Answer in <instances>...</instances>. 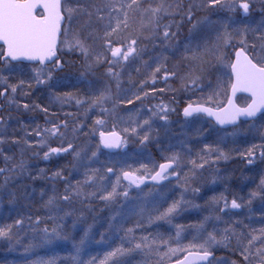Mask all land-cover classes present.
Listing matches in <instances>:
<instances>
[{
  "label": "bare ground",
  "instance_id": "6f19581e",
  "mask_svg": "<svg viewBox=\"0 0 264 264\" xmlns=\"http://www.w3.org/2000/svg\"><path fill=\"white\" fill-rule=\"evenodd\" d=\"M98 2L99 0H81V3L84 5ZM111 2L117 7L121 4L125 5L124 11L119 13L120 20L124 19L125 12L128 17L127 28H124L123 24H121V31L116 34L118 38L116 46L120 47L123 45L126 47L128 40L130 38H135L139 40L138 47L144 49L141 57L130 59L126 64L121 61V64H119L123 70L125 69L128 73H131L130 79L120 77L119 88L117 90V81L109 76L107 71L109 65L104 62L97 63V55L92 56L94 67L86 78L83 68L82 70L81 67L78 66L72 68V65L70 63L66 65L63 59L61 62L62 70L56 69L58 74H54L55 78L54 75L51 76V78L47 76L45 79L48 82L35 85L37 89L49 90L51 93L55 94L56 97L59 96L64 98V102L68 104L76 103L77 99L82 102L79 105L81 110L79 111L78 118L73 114L70 106L66 108V111L61 107L49 109L47 111V115H52L56 118H59L62 114L60 117V132L62 135L52 136L48 134L43 144L38 143V137H36V139L18 138V132L15 131L11 132V138L6 139L4 135L7 130L4 129V125L0 123V140H2V142H0V169L5 170L0 172V227L13 225L12 236L17 234L22 228L27 227L32 244L37 245L33 247L34 251L37 254H43L44 259L55 258L56 262L60 263H65L64 258L72 250V243H78V239L83 238V236H81L82 232L89 231L88 228L83 231L77 230L78 227L76 228V226L77 222H79V216L75 214L76 211L85 216L89 214L90 223L93 225L101 222L107 224L104 214L101 211L102 207L105 209L104 211L109 214L115 213L110 201L106 202L100 199L102 193L95 196L88 195L89 193L97 192L98 187L101 185L107 191H112L114 183L109 178L108 172L105 171L106 163L101 161L93 167H89L87 163H85L83 167L75 166L73 163L74 153H80L82 154L81 157H83L87 152H89V156H92L93 153L98 155L99 152L102 154L99 155L101 157L99 159H106L108 156L114 157L117 153L123 151L124 141L126 143L132 141L131 138H128V135L139 134L136 141L131 143L130 148L128 147L129 151L127 150L129 153H132V162L134 164L143 162L146 158L151 159L153 156L161 157L165 155L168 161L175 165L176 169L179 166L176 162H173L171 158L176 155L179 156V165L181 164L182 166L167 176L168 178H173L175 176L174 179L168 181V184L172 186L174 183H179L181 180L180 174H182V185H185V191L190 189L196 190L197 186L188 188L189 182H184V179L188 180L186 177L196 176L195 172L201 169L200 167H195L193 162H195L196 165L204 164L203 168H205L208 163L219 162L217 158L219 156L222 163L221 165L227 168H224V171L220 173L222 182L213 192L217 191L219 188L220 192L218 193H222L229 185L237 188L238 185L244 183L246 184H244L245 187L249 189L252 188L256 191L259 189V182L262 183L259 177L251 176L244 171V163H232L233 160H240L238 159L240 149L249 147V149H252L250 146L252 142H250L249 138L246 139L245 143L241 142V144H237L233 138H229L225 144H222L223 141L214 138L213 144L209 147L215 149V151H213L211 155H208L206 149L204 150L202 136L198 137V133L201 132V130L204 132L207 128H210V126H212L213 133H215V131H220L216 130V128L218 129L216 119L208 116L206 113H195L189 117L184 115V109L190 104L194 107L200 105L217 110L219 105L215 103L214 97L219 96L216 92L220 91L224 86L231 87L230 65L225 69L224 75L219 76L215 73L218 72L221 67V59L219 58L224 55L225 61L234 60L235 50L240 46L239 41L241 33H246L245 38L248 40L249 44L254 41L255 33L252 29L264 23V13L261 12V1L248 0L252 5V11L250 12V22L244 26L235 16V13L239 10V3L241 0H233L236 4V8L232 11L220 7L213 9L204 7L203 5L206 3V0H137V4L142 6L139 8L127 7V5L132 3V0H111ZM160 3L173 6L170 10V14H162L160 19L161 33L165 25H170L171 32L175 33V36L167 42H161L159 37L155 39L145 38L152 34V26L148 25V18L144 15V9L149 6L155 7ZM190 7L191 20L188 19V10ZM89 24L96 26L98 30L94 27H90ZM112 24L115 26L116 21L113 20ZM142 24L148 25V27L142 28ZM74 26H76L75 32H78L81 37L85 36L82 33L83 29L85 27L90 28L92 34L89 40L94 41V43L98 42V46L104 43L103 39L97 38L103 36V31L101 30L102 26L99 25L94 18L89 22L86 14L79 16L78 22L75 23ZM225 33L229 34L231 37L227 44H225L222 39ZM201 39L206 40L208 43L207 47H210V52L213 53V58L210 59V72L202 76L196 74L199 77L198 87H185L182 77L188 73V69L190 70L192 63L188 64V61L191 59V56L202 51L203 46L199 43ZM212 42H214V45L211 46L210 44ZM221 42H223V53L220 48ZM218 44L220 45L219 48L217 47ZM101 49L103 50V47ZM102 54H105V52L103 51L99 55L102 56ZM111 59H113L112 56ZM145 61H147L151 67L146 68L144 66ZM158 65L161 71L156 75L155 83H153L151 73ZM138 68L140 71H137ZM165 72L170 74L167 82H165L164 79ZM171 73H175V76H172ZM69 77L75 80H70L69 82ZM60 78L62 81H59ZM142 81H147V84L142 86ZM160 82L164 84L159 86L158 84ZM103 84L105 87H103ZM94 88H96L97 93L92 92ZM106 89L110 90L111 98L106 100L101 106L90 107L89 105L92 100ZM167 89H171L172 91L167 94H162ZM210 91L214 94H210ZM145 92L148 93L146 97L144 96ZM160 94L162 95L159 97ZM137 95L141 96L140 100L135 98ZM69 96L72 98L69 99ZM129 99L133 101L132 104L127 103ZM158 105L166 108V119H160V116L164 115V111L159 110L156 107ZM247 105L248 104L241 106L237 103L236 106L245 108ZM39 106L43 109L41 105ZM225 106L226 105H222L219 107L222 108ZM13 108L14 106L9 104L8 100L4 101V103L0 102V121L7 122L8 119L12 118L14 115ZM105 110L111 111L115 119L117 116H122L126 119L122 128L117 130L118 135L121 136V141L119 143L120 149L117 150V152L99 149L96 141L94 142L89 137L82 136L80 131L83 125L87 127L88 125H94L97 121H104ZM154 113L157 114L154 115ZM146 120L148 121L147 125L144 124ZM190 122H195L196 124L202 123V126L200 129L194 130L193 132L189 130V128H192V126H188ZM65 123L67 124V128L63 127ZM248 123H250L249 119L245 120L239 118L236 124L228 123L226 130L234 133L238 131V129L247 127ZM38 126L43 127V130L52 127V125L43 124L40 120L38 121ZM139 127L143 129V132L135 133ZM18 128L22 137L24 135H29V133H33V131L27 133L28 128L26 127ZM133 129H135V131H133ZM146 136L147 139H145ZM241 136H239L240 139ZM64 137L69 138L65 143L66 147L60 145V141ZM24 141H27V143ZM69 142H72V149H69L67 152L50 153L49 156L52 158L51 161L46 162L43 160V162H38L37 159L40 155L49 152L50 148H67ZM178 143H181L180 147H177ZM262 145H264V139H262L260 143V146ZM246 152L247 151L244 150L243 155ZM221 153L224 155L221 156ZM225 156L227 157L226 159L224 158ZM6 157L8 159H5ZM239 157L241 158V156ZM245 159L251 160L252 162L255 161L252 156L245 157ZM205 160H207V163H205ZM21 161L24 162V166L22 167L20 165ZM261 162L264 164V158H262L260 162L254 164V167L260 175H264L263 166L262 171L260 170ZM32 163H34V165L37 163L38 167H40V165H47L50 168L53 167L51 170L52 172H45L44 175L43 173L39 175L37 172H31L27 175L25 166ZM219 166L218 164V169ZM22 168H24V170H22ZM115 168L121 169V172L138 174L136 168H132L131 170L128 167L122 169L118 166ZM147 169L151 171L150 175L155 174L151 168L148 167ZM57 172L60 173L59 177L54 175ZM226 174H228V178L225 177ZM88 176H92L93 181H88ZM85 181L93 184L87 187ZM224 182H229V184L226 185ZM125 183L126 182H121L120 186ZM223 184L226 186L224 187ZM77 186L80 187L84 195L77 196L75 194L73 189ZM66 187L69 188L67 194L70 196V199L67 201L60 198L66 194ZM117 189L119 190V188ZM171 194L176 195L171 196ZM53 196H56L57 199L54 205L49 206L47 201ZM210 196L211 193L205 191V194L200 197L208 198ZM221 197L223 196L221 195ZM164 199L167 202H172V200L174 202L181 201L176 188L172 189ZM100 205L102 207H100ZM243 209L244 206L242 205H240L239 208L231 207L229 210L230 213L227 214L225 212L223 215L227 221L238 219L236 217L237 213L239 215ZM145 212L150 213L151 211L146 210ZM187 212V209L185 210L177 207L174 214H186ZM148 215L149 214H144L142 218L139 219V223H142L141 221L146 219ZM62 216L63 220L61 219ZM37 217H39V222H37ZM16 220H22V225L16 226L14 224ZM173 221L175 229H181L183 227V220L175 218ZM58 222L65 226V230L62 232L61 237L67 236L68 239L53 238L52 243H54L53 248L55 253H51V248L48 246V243L43 242V239L36 229L43 223L54 227ZM107 227L108 226H106V229ZM111 228L112 226L109 225V233L113 232ZM162 228L165 229L169 227L163 225ZM205 232L206 230L201 231V233ZM193 235L196 236V233H193ZM11 240L13 239L11 238ZM11 240L0 238V263H2L1 261L6 257L14 258L12 255V248L8 249L4 244V241H6V245H8L9 242L11 243ZM22 246L23 249L26 248L25 244ZM91 258L90 256L86 257L83 261H91ZM19 260L25 263L27 261L23 258Z\"/></svg>",
  "mask_w": 264,
  "mask_h": 264
},
{
  "label": "snow or ice",
  "instance_id": "6c2138e0",
  "mask_svg": "<svg viewBox=\"0 0 264 264\" xmlns=\"http://www.w3.org/2000/svg\"><path fill=\"white\" fill-rule=\"evenodd\" d=\"M209 9L213 8H226L230 11L235 10L236 4L233 0H206V3L203 5ZM127 7H142L137 4V0H132V3L127 5ZM172 5H165L160 3L155 7L149 6L144 9V14L148 18V25L152 26V34L146 39H155L159 37L161 42H167L175 36V33L171 32L170 25L163 26L162 33L160 32V19L162 14H170ZM239 8L247 14L252 10V5L248 0H241L239 3ZM125 5L121 4L117 7L111 2V0H99L98 3H91L89 5H84L81 3V0H0V65L3 66L5 70L11 71L14 65L11 62L13 61H39L40 64L45 65L46 61H52L54 67L58 70H62L61 61L56 58V52L58 46L62 43L69 50H79L82 52L85 57L89 53V49L86 46L84 40L81 39L78 32H71L72 21L78 16L87 15L88 21L91 22L93 18L95 21L102 26L103 36L97 37L101 38L104 41L105 48L111 52L113 59L109 60L106 56L97 55L96 62L100 63L103 61L109 65L107 71L108 74L117 81V88H119V78L121 73L114 70V66L121 64L123 61L125 64L130 61V59H137L141 57L144 52V49L139 48V40L135 38H130L128 40L127 46L114 47L113 36L121 31V24L124 28H127L128 17L127 13L124 14V19L120 20L119 13L123 12ZM261 12L264 13V0H261ZM188 19L191 20V7L188 10ZM116 21V25L113 26L112 21ZM148 25L142 24V28H147ZM255 33V39L251 44L245 38L246 33H241L239 47L235 50V59L225 61L223 57L219 58L223 62V66L227 69L230 65V86L231 92L234 95L238 91H243L248 93L251 96V103L245 108L237 107L232 103L231 96L228 98V104L225 107H219L217 110H213L210 107H203L200 105L192 106L191 104L184 109V115L186 117L192 116L194 113H206L210 117H215L217 123L223 125L232 123L234 124L238 118L247 117V118H256L257 114L260 113V118H264V23H261L258 27L252 29ZM63 35L64 39L61 41L60 36ZM229 34L225 33L223 42L225 44L230 40ZM219 44L217 47L219 48ZM195 58V57H194ZM144 66L146 68L151 67V65L145 61ZM91 67V65H89ZM137 71H140L138 68ZM161 71L160 66L152 70L151 77L153 83H155L156 75ZM43 74V69L37 71L36 83L43 84L45 81L40 79V76ZM170 74L165 72V82H167L168 76ZM172 76H175V73H171ZM49 78H51V72H49ZM185 87L195 88L198 87L199 77L194 72L187 73L182 77ZM24 81H20V85H23ZM147 81H142L141 85L145 86ZM0 85H6L4 90L0 91V97L8 96V88H11V93L15 94L18 91V85L8 84L7 79L3 76H0ZM32 85H29L31 87ZM155 90V89H153ZM162 91V90H161ZM148 93H144L146 97ZM69 99L72 97L69 96ZM111 98V93L109 89H106L104 92L97 97H95L91 106H101L106 100ZM137 100L141 99V96L137 95L135 97ZM56 99L61 103L64 102V98L57 96ZM9 104L16 103L13 97H9ZM76 103L80 105L82 102L77 99ZM127 103L132 104L133 101L129 99ZM25 109L29 108L28 104H24ZM35 107H39L36 105ZM159 110L164 111V115L160 116V119H166V108L164 106H156ZM47 113L48 109H41ZM106 111V110H105ZM157 113H154L156 115ZM100 123V121H97ZM144 124H148V121H144ZM60 125L53 124L50 129H44L43 132L37 127L34 129V135L39 138L38 143L43 144L47 139V135L51 134L52 136L62 135L60 132ZM64 128H67V124H63ZM75 131V129H74ZM135 131V129H133ZM32 133H29L31 135ZM102 137V143L106 148L118 147L117 143L110 142L106 139L105 133H100ZM113 136L115 133L112 134ZM147 139V136L145 137ZM2 142V140H0ZM18 142V141H17ZM27 143V141H24ZM73 145L71 142L68 143L67 148H50L49 152L44 153V157L47 159L50 153H59L67 152L69 149H72ZM264 149V145L261 146ZM206 153L211 155L215 149L205 146ZM255 146H253V149ZM253 149H249L248 155H253ZM79 156V153H76ZM95 155V153H93ZM224 154L221 153V156ZM262 158H264V150L261 152ZM227 158L226 156L224 157ZM5 159H8L7 157ZM173 162L179 163V156H173ZM251 163V161H249ZM207 163V160H205ZM195 167L203 168L204 164L196 165L193 162ZM23 165L21 164V167ZM173 167L172 163L161 164L160 170L155 172L152 176V180L159 181L167 178V170ZM5 171L0 169V172ZM109 172H112L113 169L109 168ZM59 177L60 173L57 172L54 174ZM123 176L126 180H129L130 184L135 183L139 186V183L143 182V177H136L131 172H124ZM88 181H93L92 176L87 177ZM264 183V181H262ZM77 196L84 195L80 187L77 186L73 189ZM66 194L60 197L61 199L67 201L70 199L69 188L65 189ZM99 193H104L100 195V199L106 202L111 201L115 195H117L116 186L114 185L112 191H107L102 185L98 187L97 192L89 193L90 196H95ZM127 191L124 192V196L127 197ZM56 196L50 197L47 201L49 206L54 205ZM177 203H173L167 210L162 214L161 217H168L177 210ZM227 206V204H225ZM232 208H239L240 204L233 199ZM208 219L207 217L205 218ZM219 219V217H217ZM37 222H39V217H37ZM22 220H16L14 224L16 226L22 225ZM203 229V224L198 226ZM13 225H5L0 227V238L8 239L9 241L12 238ZM131 231V229H129ZM224 235L217 239V235L209 232L207 238L204 239L203 243L192 244L186 248H169L167 253L163 255L166 257L169 254L175 255L177 252H185L183 259L177 258L176 264H222L221 260L210 259L213 256L211 247L214 244H225L228 245V242L232 237H235L237 247L236 250L239 251L240 255L243 258L242 264H264V229H261V236L258 238L255 235H251L250 238L244 236L243 233H235L233 229L225 228ZM44 236L42 237L44 243H51L52 237L56 239L67 240L68 237H61L60 233L54 228L52 234H48L47 228L43 229ZM231 233V236L229 235ZM88 235L85 232V237ZM179 236V232L177 233ZM146 239V238H145ZM261 242L260 247H256V242ZM247 240V243L244 241ZM85 239L81 238L78 243H72V250L64 258L65 264H95V260L84 262L80 259V253L83 250V245ZM167 243V242H164ZM37 245L30 244L25 248V252L30 251L33 247ZM147 246V245H145ZM141 244H136L135 248L140 249ZM255 248V252H253ZM131 249L116 248L111 252H108L105 256L103 264H125L123 257L130 252ZM160 253L157 252V255ZM30 264H57L55 258L48 259H36L30 262ZM235 264V262H233Z\"/></svg>",
  "mask_w": 264,
  "mask_h": 264
},
{
  "label": "rangeland",
  "instance_id": "374dc122",
  "mask_svg": "<svg viewBox=\"0 0 264 264\" xmlns=\"http://www.w3.org/2000/svg\"><path fill=\"white\" fill-rule=\"evenodd\" d=\"M256 1V0H255ZM257 1H261V0H257ZM252 11V10H251ZM250 11V12H251ZM245 13L243 11V9L239 8V10L235 13V16L237 19H239L241 22H246V24H248L250 22V15L251 13ZM145 15V14H144ZM79 17V16H78ZM78 17L75 18L72 21L71 24V32H75L76 31V26H74L75 23L78 22ZM145 17L147 18V16L145 15ZM90 27H94L95 29H97L96 26L89 24ZM90 28L85 27L82 31L83 35H85L84 37H81L82 40H84L86 46L89 49V55L87 57H85V55L80 52L79 50H69L66 46H64L62 43L60 44V50L63 53V56L66 58V60L68 61V64L70 63L72 65V68L75 67H81L85 70V78L88 76V73H90V71L93 69V57L94 55H98L100 53H102L103 51L105 52V54H102V56H106L108 59H111V52L108 51L105 48L104 43L101 44L100 46L97 45V43L92 40H89V37L91 36V32H90ZM195 36V35H194ZM62 40L64 39V36L62 35ZM114 47H118L117 45V36L115 35L113 38ZM61 40V41H62ZM203 48L202 51L194 54V56H191V59L188 61V64H191L190 70L188 69V73L189 72H194L195 74L198 75H204L205 73H209L210 72V67H211V63H210V59L213 58V53L210 52V47H207L208 43L206 42L205 39H201V41L199 42ZM211 46L214 45V42H212L210 44ZM221 45V52L223 53V42L220 43ZM103 47V50H98L99 47ZM96 48V49H94ZM91 50H93V52L91 53ZM100 52V53H99ZM195 57V58H194ZM223 58H225V56L223 55ZM221 62V67L219 68L218 72H215L217 75L222 76L225 74V68L223 66V62L220 60ZM101 63H103V61H101ZM89 65H91V67H89ZM115 71H118L120 73L123 72V69L120 67L118 68H114ZM44 73L41 75V77H43ZM54 74H52L53 76ZM83 76H84V71H83ZM61 77V76H60ZM55 78V75H54ZM58 78V77H57ZM56 78V80H57ZM70 80L74 81L75 79H71V77H69L68 81L70 82ZM84 80V78H83ZM59 81H62V79L60 78ZM57 81V82H59ZM224 86V85H222ZM103 87H105V85L103 84ZM118 90V88H117ZM228 90L229 87L228 86H224L220 89V91L216 92V94L219 97H214L215 98V103L219 106H222L225 104L226 101V96L228 94ZM93 93H97L96 88H94L92 90ZM91 92V93H92ZM213 93L212 91H210V94ZM165 94H167V92L165 91ZM214 94V93H213ZM41 97V96H39ZM56 97L55 100L53 102L52 105L56 106V108H62L64 104H62L61 102H57L56 101ZM248 98L245 97H240L238 98V104L243 106L247 103ZM85 102V101H84ZM68 105V104H67ZM60 106V107H59ZM104 121H100V123H94V125H88L87 127L83 126V133L85 137H89L91 140H94V142H97V133L99 132V129H103L105 126H112L115 129H121L123 124L125 123L126 119H124L122 116H117L116 119L114 118V116H112L111 111L106 110L104 111ZM52 121V120H51ZM51 121H49L48 123H50ZM262 122H264V120H262L261 122H259L257 124V126H247L244 129H238V131L236 132H220V131H215V133H213L212 131V126H210V128H207L204 132L201 130V132L198 133V137L202 136V142H203V146H204V150L206 149L205 146H210L211 144H213L214 138L215 139H219L221 141H223L222 144H225L227 142V140H229V138H233V140H235L237 142V144H241L242 139H248L250 140V142H252V144L250 145L252 148L253 146H255V148L253 149V154L252 158L255 159V161H251V160H247L245 159V157H248V152L247 154L245 153L244 156L243 152L244 150L248 151V149L250 148H246V149H240L239 150V156H241V158L238 156V159H241V161L239 160V164L244 163V171L247 170H251V168L254 167V164H256L257 162H260L262 159L261 156V152H262V147L260 146V143L262 142V139H264V136H259L258 133L264 131V124H262ZM257 123V122H256ZM261 123V124H260ZM188 126H192V128L189 130H192L194 132V130L200 129L202 126V123L196 124L195 122H190L188 123ZM216 130H218L216 128ZM81 131V130H80ZM185 131V130H184ZM143 129L141 127H139L135 133H142ZM181 134V133H179ZM178 134V135H179ZM248 134V135H245ZM131 136L128 135V138H131L132 141L126 143L125 141L123 142L124 145V149L122 152L117 153L116 156L114 157H106V159H99L101 158L99 155H102L101 153L98 152V155H92L89 156L87 152L86 154H84L83 157H81L82 154L79 153V156L76 155V153H74V157H73V163L75 166H79V167H83L85 165V163H87V165H89V167H93L96 166V164H98L101 161H104L105 164V171L108 172L109 178L112 180V182L114 183L116 187V191H117V195L114 196V198L110 201L111 206L114 209L115 213H107L106 211H104L105 209L100 205V207H102V213L105 216V220L107 222V224L105 222H101L98 223L96 225H93L90 223L89 217L88 215L85 216L84 214H80V213H76L79 216V222H77V230L78 231H83L85 229L88 228L93 230L91 231H85V232H89L88 235L85 237V232H82L81 236H83L85 240V243L83 245V254L80 256V259L83 261L84 259H86L87 254L89 253H93V251L97 250V253L100 254L92 257L91 260H95V264L100 263L103 264L104 260H105V256L108 252H111L113 249L116 248H124V249H131L130 252L127 253V255H125L123 257V260L125 261V264H130L129 261H126L128 259L131 258V264H143V263H137L138 260L144 258L145 256H147L148 254H153L155 257L154 252H152V250H145L142 247L140 249H136L135 245L138 242H141L142 240L139 239L140 237H143V235L146 233H138L137 234V238L135 237L136 231L138 230H143V228L148 227L150 228L152 226L151 223L149 222H145L142 223L140 225H135L136 223L134 221H137L138 219L142 218V216L144 214H150L149 212H145L146 210L149 211H155L156 213L160 210H163L164 208H159L160 206L163 205L164 201H165V197H167V195L171 192L172 189H177L178 193H179V197H181V201L177 202L178 206L177 207H185V195H187L188 193L185 191L186 187L185 185H182V174H180L181 176V180L179 181V183H174L173 186L170 184H166L163 185V187L161 188H154V187H148V188H143L141 190H135L132 189L131 187H126V186H120L122 179H121V175L124 172H121V169H117L115 167H121L122 169L124 167H128L130 170L132 168H136L138 171H136L138 174H142V175H150L151 171H149L146 167H142V166H137V164H134L132 162V153H129L128 151V147L130 148L131 143L135 142L136 139L138 138L139 134L137 135H132ZM241 135H245V138L241 139L239 138V140L237 141L238 137ZM249 136V137H248ZM142 137V136H141ZM140 137V138H141ZM206 138V139H205ZM67 140H69L68 137L62 138L60 141V145L61 146H65V143L67 142ZM72 143V142H71ZM179 143L177 144L178 147ZM128 150V151H127ZM128 152V153H127ZM44 156V153L42 155H40V157L37 159L38 162H43L44 161H51L52 158H50V156L46 159ZM99 156V157H98ZM220 157V156H219ZM218 158L219 162L217 163H208L205 168H201L199 171L195 172L196 176H189L186 177L188 180L184 179V182L186 181L187 183L189 182V186L194 185L192 187H196V194L194 196H192V200L194 202V206L192 207V210H188V212L186 213L187 216H189L190 218L193 217H197V219H199L200 214L204 213L205 214V218L207 217L208 219L205 222H198L197 224L194 222H197V220L191 219V220H186L185 216H184V220L186 223H183V227L181 229H175L174 226V221H172L171 219H166L168 217H163L161 218V221L163 223V225L168 226L169 228H163V232L166 234V236L169 238L170 236H172L174 233L177 234L179 232V236L176 235V237L181 241V243L177 246H170L169 243L167 242V246L164 249V252H161L159 255H157V259L154 260V262L152 263H145V264H155L158 261V264H160L161 262L163 263V261H165L166 258H171V259H175L177 258V256H180L183 254V252H177L175 255L169 254L168 256H164V253L168 252L169 248H186L190 245L191 238L188 240V244L184 247L183 244L187 241H183V236L190 234L193 230H206V232H208V230H210V232H212L213 234L217 235V239H220L224 234H220L218 235V231L220 229H225V228H231L234 230L235 233L239 234V233H243L244 236L250 238L251 235H255L261 236V232H257L256 230H261L264 228V198L263 200L259 199V197L256 196H251L248 194V192H250L251 190L249 188L246 189L244 184H240L238 185L237 188L232 187L229 185V187L223 191L222 193H219L220 196L222 195L223 197L219 198V200L216 202L217 205H212L210 203H206L208 201V199H210V197L208 198H202L200 197L201 195L205 194V191L207 192H213V190H216V188L218 186H220V183L222 182V176H221V172L224 171V165L222 166L221 164V160ZM216 158V159H217ZM146 160H149L146 158ZM236 161L238 160H233L232 163L233 164H237ZM251 161V163L249 162ZM24 166V162L21 161L20 165ZM177 164V163H176ZM218 164L219 169H218ZM156 164H152L151 169L153 170L156 166ZM179 167H177L175 170L179 169L182 165L179 163L177 164ZM260 165H262L264 167V164L261 162ZM228 166V165H227ZM251 166V167H250ZM262 166L260 168V170H262ZM250 167V168H249ZM111 168L113 169L112 172H109L108 169ZM247 169V170H246ZM22 170H24V168H22ZM25 170L27 171V175L30 174L31 172H37L39 175L43 173L44 175V171H42L41 167L34 165V163L32 164H28L25 166ZM76 170V168H75ZM118 172H117V171ZM47 171V170H46ZM258 174V173H257ZM251 176H254L253 173H251ZM27 177V176H26ZM226 178H228V174L225 175ZM261 179V178H260ZM227 180V179H225ZM84 181V180H81ZM262 181V180H261ZM86 182V181H85ZM86 186L90 187L91 184L93 183H89L86 182ZM224 184L228 185L229 182H224ZM223 186L225 187L226 185ZM119 188V190L117 189ZM191 188V187H190ZM259 189H257L258 191H262L263 190V184L259 182ZM246 189V190H244ZM219 190V188H218ZM127 191L128 195L127 197L124 196V192ZM185 191V192H184ZM257 192V191H256ZM183 193V194H182ZM185 193V194H184ZM255 193V192H254ZM182 194V195H181ZM176 195V194H174ZM171 194V196H174ZM234 196V198L237 200L238 198V204L244 206L243 211L241 212L240 215L237 214V218L238 219H232L231 221H227V219L225 218V216L223 215L225 212L227 214L230 213L229 211V204H227L225 197L227 196ZM153 201H155V203H153ZM158 201V202H157ZM198 202V203H197ZM89 203V202H87ZM153 203V205H152ZM190 204H192V202H190ZM190 204H187L188 206H190ZM208 204H210V206L208 208H204L205 205L208 206ZM225 204H227V206H225ZM158 207V208H157ZM155 208V209H154ZM154 209V210H153ZM204 211V212H203ZM192 212V214H194L193 216L189 215V213ZM185 215L184 213H180L178 215V217ZM217 217H219V219H217ZM109 218V220H108ZM156 218L158 219V217L156 216ZM204 217H201V219ZM199 219V220H201ZM226 219V220H225ZM88 221V222H87ZM133 221V222H131ZM131 223V224H130ZM190 223V224H189ZM206 223H208V227L206 228ZM120 224H128L122 226ZM130 224V225H129ZM203 224V229L197 227L199 225ZM109 225L112 226L111 230L113 231L112 233H109L108 227ZM120 225V226H119ZM106 226L107 229H106ZM257 226H262V227H257ZM95 227V230H94ZM197 227V228H196ZM196 228V229H195ZM129 229H131V231H129ZM172 229V230H171ZM192 230V231H191ZM118 232V233H117ZM223 232V231H221ZM76 233V232H75ZM117 233V234H116ZM229 235L231 236V233H229ZM191 237V234H190ZM55 237H52V240ZM177 238H173L172 240H170L171 242H173V240L177 239ZM190 241V242H189ZM236 239L235 237H232L230 239V241L228 242V244L235 242ZM23 242V243H22ZM137 242V243H136ZM245 243H247V240L244 241ZM5 243V242H4ZM23 244H27L30 245L32 244L31 240L28 239H13L11 240V243L9 242L8 245H5L8 247V249H11V247H13L15 245L16 247V251L15 253H18L20 251L19 254H23L24 256L27 254V252H25V250L23 249ZM261 242L258 241L256 242V247H260ZM216 245H221V244H214L212 245L211 249L216 247ZM48 246L50 248L54 247V243H48ZM237 246V243H236ZM255 250L253 249V252ZM239 252V251H238ZM14 254V253H13ZM221 256H226V253L221 252ZM18 255V254H15ZM228 255H230L228 253ZM8 257H6L4 260H6ZM25 258V257H24ZM147 258V257H145ZM11 259V258H10ZM153 259V258H152ZM3 260V261H4ZM230 264H233L234 259L229 257ZM243 259H236L235 264H242ZM1 264H5V263H1ZM15 264H19L15 263ZM25 264V263H23ZM222 264H228V262H222Z\"/></svg>",
  "mask_w": 264,
  "mask_h": 264
},
{
  "label": "flooded vegetation",
  "instance_id": "af4514ba",
  "mask_svg": "<svg viewBox=\"0 0 264 264\" xmlns=\"http://www.w3.org/2000/svg\"><path fill=\"white\" fill-rule=\"evenodd\" d=\"M14 67L11 71L5 70L2 65H0V76H3L7 79L8 84H16L18 85V91L15 94L11 93V88H8V96L0 97V102L4 103V101L8 100L9 97H13L16 103H13V116L12 118L8 119L7 122H2L4 126L3 128L7 130L4 137L6 139L11 138V132L15 131L18 132V138H25V139H36L34 135V129L38 126L39 121V107H35L37 105V88H35V77H36V70L43 69V72H55V67L53 65H47L46 67H40L39 65L29 64V63H18V62H11ZM20 81H24L23 85H20ZM29 85H32L29 87ZM6 85H0V91L4 90ZM24 104H28L29 108L25 109L23 107ZM6 126V128H5ZM28 128V132L33 131L32 135H24L22 137L19 128ZM40 129V127H39Z\"/></svg>",
  "mask_w": 264,
  "mask_h": 264
},
{
  "label": "trees",
  "instance_id": "16d2710c",
  "mask_svg": "<svg viewBox=\"0 0 264 264\" xmlns=\"http://www.w3.org/2000/svg\"><path fill=\"white\" fill-rule=\"evenodd\" d=\"M121 19H122V17H121ZM242 25L244 26V25H246V22H242ZM152 159L153 160H151V161H145V159L143 160V162H140V164H139V166H142V167H149V168H151L152 167V164H154V163H159V162H161L162 160H164V159H167V157L165 156V155H162L161 157H152ZM87 184V183H86ZM102 194H104V193H102ZM101 194V195H102ZM173 203H175V202H166V203H164V205L163 206H161L160 208H164L163 210H160V211H158L157 213H155V215L157 216V217H161L162 216V214L164 213V212H166V210L173 204ZM173 216H174V213H172L171 214V216L170 217H168V218H166V219H170V218H173ZM160 220H158V222L154 225V227L153 228H148V227H145V228H143V230H138V231H136V234H135V237L137 236V234L138 233H143V232H149V231H151L152 233H154L155 235H156V237H157V243H158V245L160 246V248H161V252H164V249L163 248H165L166 246H167V243H164V242H167L168 240H172V238H173V236H170L169 238L166 236V234L163 232V228H162V226H163V223H162V221H161V218H159ZM50 229L51 230H53V228L52 227H50ZM41 232H42V230H40ZM258 238L260 237V235H258L257 236ZM137 238V237H136ZM138 239V238H137ZM245 243V242H244ZM224 246L221 248V249H219V250H217L218 252H217V255L218 256H221V252H223V253H226V255L227 256H229V257H231V258H233V259H243L242 258V256L240 255V253L236 250V241L235 242H232V243H230V244H228L227 246L225 245V244H223ZM28 246V245H27ZM260 246H261V244H260ZM258 248V247H257ZM254 250H255V248H253ZM34 250V249H33ZM33 250H30V251H33ZM30 251H28L27 252V254L24 256L23 254L21 255V254H18V255H15V254H13L12 253V255L14 256V258H11V259H9L8 261H6V260H4V261H1L2 263H5V264H15V263H18L19 262V264H23V263H25V262H22V261H20L19 259H25V260H27L26 261V263L25 264H30V262L31 261H33V260H36V259H44V255L43 254H37L35 251H33V252H30ZM160 252V253H161ZM220 252V253H219ZM255 252V251H254ZM51 253H55V251H53V252H51ZM228 253L230 254V255H228ZM25 257V258H24ZM166 259H169V258H166ZM165 259V260H166ZM1 264V263H0Z\"/></svg>",
  "mask_w": 264,
  "mask_h": 264
},
{
  "label": "water",
  "instance_id": "95a60500",
  "mask_svg": "<svg viewBox=\"0 0 264 264\" xmlns=\"http://www.w3.org/2000/svg\"><path fill=\"white\" fill-rule=\"evenodd\" d=\"M57 53V52H56ZM234 59H235V57H234ZM22 61H29V60H22ZM31 62H36V61H31ZM39 62V61H38ZM49 62H52V61H46V63L45 64H47V63H49ZM239 94H244V95H248V96H250L248 93H246V92H243V91H238V92H236L234 95L232 94V92H231V90H230V94H229V96H231V98H232V103L233 104H235L236 105V97H237V95H239ZM251 103V101L248 103V104H250ZM227 104H228V101L226 102V106H227ZM238 107V106H237ZM247 107V106H246ZM241 108V107H240ZM195 114V113H194ZM259 115V113L257 114V116ZM215 118V117H214ZM240 118H242V119H245V120H248V119H254V118H247V117H240ZM239 119V118H238ZM237 119V120H238ZM216 123H217V121H216ZM237 123V121L234 123V124H236ZM218 124V126H220V127H227V124H223V125H221V124H219V123H217ZM113 133H115V135L113 136L112 134ZM104 139H106V140H108V141H110V142H113V143H117L118 145H119V143H120V141H121V136L120 135H118V133L117 132H109V133H105V137H104ZM100 145L102 146V149L103 150H107V151H114V152H117V150H119L120 149V146H118V147H112V148H106L105 146H104V143H102V137H101V141H100ZM167 163H170V162H165V163H162V164H167ZM173 165V164H172ZM173 167H174V165H173ZM173 167L171 168V169H173ZM171 169H168L167 170V172H169ZM160 170V167H159V169H158V171ZM153 176V175H152ZM152 176H151V178L150 179H147V178H144L143 177V182L142 183H139V186H137V184H135V183H131V184H133L134 186H136V187H138V188H141V186H143V185H146V184H155V185H162L165 181H167V180H171V179H174V177L173 178H166V179H162V180H159V181H154V180H152ZM123 179L127 182V183H129L130 184V182H129V180H126L125 178H124V176H123ZM213 257V256H212ZM211 257V258H212ZM210 258V259H211ZM167 264H176V262H173V263H167Z\"/></svg>",
  "mask_w": 264,
  "mask_h": 264
}]
</instances>
